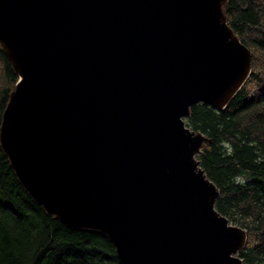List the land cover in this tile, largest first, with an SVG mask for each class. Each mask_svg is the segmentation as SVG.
Listing matches in <instances>:
<instances>
[{"label": "water", "instance_id": "1", "mask_svg": "<svg viewBox=\"0 0 264 264\" xmlns=\"http://www.w3.org/2000/svg\"><path fill=\"white\" fill-rule=\"evenodd\" d=\"M227 0H0L18 76L0 146L70 227L107 234L122 264H243L246 231L215 208L185 124L223 109L251 72Z\"/></svg>", "mask_w": 264, "mask_h": 264}, {"label": "trees", "instance_id": "2", "mask_svg": "<svg viewBox=\"0 0 264 264\" xmlns=\"http://www.w3.org/2000/svg\"><path fill=\"white\" fill-rule=\"evenodd\" d=\"M228 26L251 52V72L223 109L199 102L185 124L210 142L196 156L215 184L216 210L246 231L243 264H264V0H227ZM18 76L0 50V125ZM0 264H122L107 234L70 227L21 184L0 146Z\"/></svg>", "mask_w": 264, "mask_h": 264}]
</instances>
